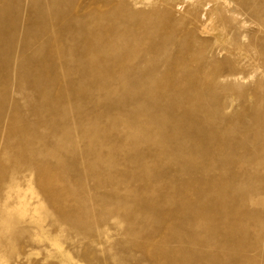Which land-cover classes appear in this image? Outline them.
<instances>
[{"label": "rangeland", "instance_id": "rangeland-1", "mask_svg": "<svg viewBox=\"0 0 264 264\" xmlns=\"http://www.w3.org/2000/svg\"><path fill=\"white\" fill-rule=\"evenodd\" d=\"M222 1L0 0V264H264V0Z\"/></svg>", "mask_w": 264, "mask_h": 264}, {"label": "bare ground", "instance_id": "bare-ground-1", "mask_svg": "<svg viewBox=\"0 0 264 264\" xmlns=\"http://www.w3.org/2000/svg\"><path fill=\"white\" fill-rule=\"evenodd\" d=\"M222 2H224V3H226V7L227 8H231V2L229 1V0H223ZM234 9V8H233ZM256 53H257V51H256ZM221 78V77H220ZM188 99V98H187ZM187 102V101H186ZM202 109V105H200V106H194V108L192 107V106H184V108L183 109H181L180 108V113H179V115H177V114H175L174 112V115H175V117H174V124H177L178 123V121H179V119H181L182 117L185 119V120H188L189 122V124L191 123V121H193V119H194V117H195V115L196 114H198L199 112H200V110ZM172 110H174V107H172ZM179 124H177V126H178ZM175 126V125H174ZM179 128V127H178ZM193 134H199V133H193ZM191 138L193 137V136H190ZM223 138V137H222ZM21 199H22V196L20 195V196H18V204L16 205V209H17V211H18V213L20 212V213H23V214H25V209H26V204L25 203H23L22 201H21ZM10 210L9 209H7L6 210V213L8 214V216L10 215ZM5 214V213H4Z\"/></svg>", "mask_w": 264, "mask_h": 264}]
</instances>
